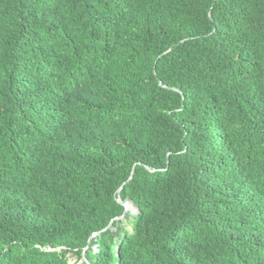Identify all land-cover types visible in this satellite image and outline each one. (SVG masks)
<instances>
[{
    "label": "trees",
    "instance_id": "1",
    "mask_svg": "<svg viewBox=\"0 0 264 264\" xmlns=\"http://www.w3.org/2000/svg\"><path fill=\"white\" fill-rule=\"evenodd\" d=\"M261 230L264 0H0V264H264Z\"/></svg>",
    "mask_w": 264,
    "mask_h": 264
},
{
    "label": "rangeland",
    "instance_id": "2",
    "mask_svg": "<svg viewBox=\"0 0 264 264\" xmlns=\"http://www.w3.org/2000/svg\"><path fill=\"white\" fill-rule=\"evenodd\" d=\"M132 212V209L130 210ZM252 236L253 237H259V236H262V239H264V230H261V231H258V232H255V233H252ZM247 238L246 237H243L242 240H246ZM70 264H75V259H71L69 261Z\"/></svg>",
    "mask_w": 264,
    "mask_h": 264
},
{
    "label": "bare ground",
    "instance_id": "3",
    "mask_svg": "<svg viewBox=\"0 0 264 264\" xmlns=\"http://www.w3.org/2000/svg\"><path fill=\"white\" fill-rule=\"evenodd\" d=\"M118 202H119L121 205L124 206V208H125V212H124V214L127 213V212L133 213V205H132L131 203H129V202H125V203H123V202H121L120 200H118ZM131 209H132V212L130 211Z\"/></svg>",
    "mask_w": 264,
    "mask_h": 264
}]
</instances>
